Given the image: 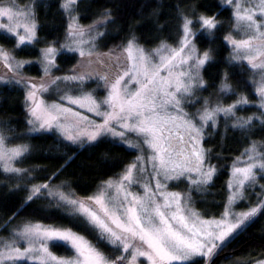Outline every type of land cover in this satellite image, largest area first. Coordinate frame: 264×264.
Returning a JSON list of instances; mask_svg holds the SVG:
<instances>
[{
    "label": "snow or ice",
    "instance_id": "6c2138e0",
    "mask_svg": "<svg viewBox=\"0 0 264 264\" xmlns=\"http://www.w3.org/2000/svg\"><path fill=\"white\" fill-rule=\"evenodd\" d=\"M222 3L233 6L235 27L243 33L239 39L232 33L224 37L232 49L230 61H245L254 77H259L254 79L262 110L258 116H236L237 108L249 103L239 94L227 106L204 98L196 112L185 110L199 99L198 91L206 87L201 70L212 59L211 50L198 53L193 44V20L187 16H182L175 47L162 42L146 52L132 37L119 53L111 50L97 54L96 41L104 35L97 25L109 22L111 14L103 13L104 19L84 28L74 14L77 0H62L60 7L69 23L67 41L60 45V51L78 53L81 60L69 74L53 76L51 69L56 67L58 50L53 46L41 49L45 74L41 81L25 78L19 71L31 61H17L0 47V84L20 85L26 90L30 131L56 130L73 143L113 137L140 153L117 179L106 181L93 196L80 199L74 194L49 191L50 185L45 183L28 189L26 198L27 202L47 195L56 199L58 206H69L70 215L91 228L119 255L110 258L71 228L29 221L13 228L9 238L0 237V264H138L139 258L147 264H192L196 257L211 260L247 222L264 212V198L244 212H233L230 207L246 199L245 190L256 184L258 171L264 172V146L255 141L233 162L229 206L220 219L205 220L192 207L191 191L206 190L216 172L209 160L210 150L202 146L205 129L209 125L215 128L221 114L234 118L232 127L250 129L254 119L264 123V0ZM5 17L8 23H0V30L15 40L16 48L37 41L36 16L31 7L21 9L15 0H0V18ZM197 22L208 36L214 34L219 23L215 16L203 15ZM4 68L11 75L5 74ZM88 80H96L97 86L105 89L102 99H97L95 90L85 91ZM58 82L74 86L78 94L64 92L50 104L38 98L39 93L53 86L59 88ZM218 91L235 93L227 74ZM85 113L101 119L97 122ZM7 131L10 129L0 125V172L26 175L28 170L15 164L29 148L23 144L10 146ZM179 180L188 183V191L168 190L169 182ZM137 188L140 191L134 190ZM50 243L69 247L73 256L54 255L49 250ZM244 264H264V258L249 259Z\"/></svg>",
    "mask_w": 264,
    "mask_h": 264
},
{
    "label": "trees",
    "instance_id": "16d2710c",
    "mask_svg": "<svg viewBox=\"0 0 264 264\" xmlns=\"http://www.w3.org/2000/svg\"><path fill=\"white\" fill-rule=\"evenodd\" d=\"M17 1L26 5L32 0ZM61 3L62 0L35 2L38 37L31 45L18 49L9 34L0 32L1 45L16 56L31 61L24 67L27 75L41 78L42 68L37 62L41 58V49L48 46L60 48L67 39L69 19L60 7ZM75 8L83 26L95 23L105 12L111 14L104 35L98 39V48L102 53L122 50V46L132 37L145 48L162 42L177 44L182 16H187L193 20L192 27L196 30L195 41L199 49L202 52L211 50L212 56L203 69L206 87L197 93L199 99L196 108L201 107L204 98L213 103L219 100L223 105H229L236 101L239 94L247 97L249 103L237 108V117H254L262 111L258 107L253 70L246 62L230 61L231 48L224 37L232 30L233 10L222 0H77ZM201 15L215 16L220 21L212 36L200 30L197 19ZM80 60L78 53L60 51L56 57L57 72L69 73ZM225 74L235 93L218 91ZM93 84L94 81L88 83L87 87L91 88ZM25 91L20 85L0 84V123L10 129L6 132L10 144H23L29 148L28 153L17 162L19 168L28 170L26 175L0 172V237L10 235L13 228L25 222H43L76 230L107 256L114 258L120 254L115 248L100 241L91 228L48 198L40 196L26 202L28 189L34 184L65 185L85 199L96 194L106 181L119 177L125 167L135 160L138 151L113 137L77 144L67 141L57 132L30 131ZM234 122L233 117L221 116L215 128L209 125L205 129L203 146L210 150L209 160L216 166V173L211 183L205 186L206 190H192L191 195L199 214L207 219L220 218L225 211L233 162L253 141L261 142L264 146V123L254 119L249 129L232 127ZM169 187L183 192L189 189L186 181L170 183ZM246 230L226 245L234 242H238V246L247 244L251 238L249 233L257 239H264L263 227L253 225ZM52 246L60 255L74 254L72 249L63 244L53 243ZM261 251L260 245L248 244L238 252L239 255H250ZM201 261L196 259L192 264H203Z\"/></svg>",
    "mask_w": 264,
    "mask_h": 264
},
{
    "label": "rangeland",
    "instance_id": "374dc122",
    "mask_svg": "<svg viewBox=\"0 0 264 264\" xmlns=\"http://www.w3.org/2000/svg\"><path fill=\"white\" fill-rule=\"evenodd\" d=\"M37 0H32L30 3H28V4H26L27 6H29V7H31L33 10H34V12H35V2H36ZM15 3H16V5L19 7V8H24L25 7V5H22V4H20L17 0H15ZM226 5H228L227 3H225ZM229 6H231L232 7V10L234 11V8H233V6L232 5H229ZM247 6H251V5H247ZM75 15H76V17L78 18V16H77V13L75 12L74 13ZM36 16V15H35ZM203 16H205V15H203ZM205 17H208V16H205ZM102 19H104V17H102V18H100L99 20H102ZM99 20H97V21H99ZM96 21V22H97ZM219 23L218 24H220V21L219 20H217ZM95 22V23H96ZM0 23H8V21H7V18L5 17V18H0ZM36 23H37V37H38V21H37V18H36ZM95 23H93V24H95ZM78 24L80 25V26H82V27H84V28H88V26H90V25H88V26H83V25H81V23L79 22V19H78ZM93 24H91V25H93ZM106 24H107V22L106 23H104L103 25H97V28H98V30L100 31V32H102V33H104L105 32V26H106ZM192 30H193V32H195L196 33V30L192 27ZM0 32L1 33H7L5 30H0ZM230 33H232V35H233V37L234 38H237V39H239V38H241L242 36H243V33L242 32H240V31H238L237 29H236V27H235V24H234V21H233V25H232V30H231V32ZM8 34V33H7ZM99 39V38H98ZM98 39H97V41H96V47H97V54H102V51L98 48ZM66 41H67V39H66ZM65 41V42H66ZM64 42V43H65ZM63 43V44H64ZM163 43H166V44H168V45H171V46H173V47H175L177 44H170V43H167V42H163ZM139 44V43H138ZM161 44V43H160ZM160 44H158L157 46H154V47H151V48H145L144 46H142L141 44H139L140 45V47H142L143 49H145V51L146 52H148V51H151V50H153V49H155V48H157V47H159L160 46ZM193 44L195 45V47H196V49H197V51H198V53H203L200 49H199V47H198V45H197V43H196V41H195V37L193 38ZM0 47H2L3 49H5L6 51H8L9 53H11V54H13L14 56H15V58H16V60L17 61H30V60H26V59H23V58H20V57H18V56H16L14 53H12L10 50H8L6 47H4L3 45H1L0 44ZM53 47H55V46H53ZM47 48V47H46ZM57 50H58V53L60 52V48L59 47H55ZM230 48H231V46H230ZM121 50H117L116 52L117 53H119ZM231 54H232V49H231ZM56 57H57V55H56ZM56 57H55V65H56V67H54V68H52L51 69V74L53 75V76H63V75H66V74H69V73H65V74H60V73H58L57 72V63H56ZM41 59V58H40ZM40 59L39 60H37V62L41 65V68H42V73H43V76L42 77H44L45 76V74H44V71H43V65H42V63L40 62ZM233 62H237V63H243V62H245V61H233ZM28 64H30V63H25L24 65H23V67L22 68H20L19 69V71L23 74V76L25 77V78H28V79H31V80H35V81H41V78H36V77H34V76H30V75H27L26 73H25V71H24V67L26 66V65H28ZM207 64V63H206ZM205 64V65H206ZM94 67H95V65H94ZM204 69V68H203ZM203 69L201 70V75H202V77H203V79H204V75H203ZM3 72L5 73V74H7V75H11L10 73H8V70H7V68H4L3 69ZM255 79L256 80H258L259 79V77L258 76H255ZM93 81H94V84L91 86V88H88L87 87V85H88V83H93ZM59 83V88H57L56 86H53L52 88H50L49 89V91H47V92H44V93H39L38 94V98H40V99H43L46 103H53V102H57L58 101V99H59V96L62 94V93H64V92H67L69 95H76V94H78V91H77V89L74 87V86H71V85H68L67 87H66V85H65V83H63V82H58ZM102 83V82H101ZM255 87H256V84H255ZM84 89H85V91H93V90H95L94 91V95L97 97V99H102L104 96H105V89L103 88V87H98L97 86V81L96 80H88V81H86V83H85V85H84ZM198 96V95H197ZM199 97V96H198ZM197 102H198V100L196 101V102H194V103H192V104H189V105H187L186 106V108H185V110L186 111H188L189 113H194V112H196L197 111ZM258 104H259V97H258ZM225 106H227V105H225ZM74 107V106H73ZM197 107V108H196ZM81 112H83L84 111V109H79ZM86 115H89L92 119H94V120H96L97 122H99L100 121V117H96V116H93L91 113H85ZM221 116H223L222 114L221 115H219L218 117H217V122H218V120H219V118L221 117ZM258 116V115H257ZM217 122H216V124H217ZM0 125H1V123H0ZM32 127V126H31ZM33 132H36V131H33ZM39 132H57V133H59V134H61L59 131H56V130H52V131H39ZM62 137L64 138V136L62 135ZM65 139V138H64ZM132 139L133 140H135V137H132ZM67 140V139H66ZM119 140V139H118ZM67 141H69V140H67ZM69 142H71V141H69ZM85 143H89V142H84V143H80V142H77V144H85ZM257 144L258 145H260V146H263V144L261 143V142H257ZM10 146H15V145H12V144H10ZM202 146H203V140H202ZM203 148H204V146H203ZM137 150V149H136ZM138 151V150H137ZM140 153H139V151H138V155H139ZM241 157V156H240ZM15 166L16 167H18L17 166V163L15 164ZM258 171V170H257ZM216 173V172H215ZM8 174H10V173H8ZM215 175V174H214ZM214 175H213V177H214ZM18 176V175H17ZM258 176H264V172H259L258 171V175H257V177ZM213 177H212V179H213ZM118 178V177H117ZM117 178H113L112 180H115V179H117ZM232 170H231V176H230V179H229V182L230 181H232ZM181 181H184V180H179V181H171V182H169L168 183V190H170V191H173V192H181V193H184L183 191H180V190H178V189H173V188H170L169 187V184L170 183H178V182H181ZM34 185H40V184H34ZM33 185V186H34ZM50 185V184H49ZM104 185V184H103ZM102 185V186H103ZM32 186V187H33ZM101 186V187H102ZM253 186H255V185H253ZM31 187V188H32ZM101 189V188H100ZM134 190H136V191H140V189H134ZM228 190H229V195H228V200H229V196H230V193H231V191H232V189H230V187H229V183H228ZM49 191H60V192H63V193H65V194H74L75 195V197H77V198H80L79 196H77L74 192H73V190L72 189H70L69 187H67V186H65V185H50V188H49ZM247 192H248V188L245 190V192H244V195H245V197H246V199H243V200H237V202L236 203H234V204H232V205H230V207H231V210L233 211V212H236V213H240V212H244L245 210H247V206H248V202L247 201H249L248 200V196H247ZM41 196H43V197H46V198H48L50 201H52V203H54V204H56V205H58V201L56 200V199H54L53 197H50V196H47V195H41ZM191 198H192V195H191ZM80 199H82V198H80ZM228 200H227V204H226V207H228L229 205H228ZM61 208H63V210H65V211H67V212H69L70 213V207L69 206H67V205H61L60 206ZM192 207L194 208V210L197 212V213H199L198 212V210L196 209V207H195V205H194V201H193V199H192ZM226 207H225V210H226ZM225 212V211H224ZM200 215V214H199ZM201 216V215H200ZM203 219H205V220H211V219H207V218H204L203 216H201ZM218 219H220V218H217L216 220H218ZM39 223H42V224H45V223H43V222H39ZM46 225H48V224H46ZM63 227V226H62ZM65 228H68V227H65ZM72 229V228H71ZM73 231H75V232H77L76 230H74V229H72ZM77 233H79V232H77ZM79 234H81V233H79ZM82 235V234H81ZM9 236L10 235H8V236H4V238L5 239H7V238H9ZM84 236V235H83ZM87 238V237H86ZM88 239V238H87ZM89 240V239H88ZM90 241V240H89ZM20 244H21V246H23V241H21L20 242ZM52 244L53 243H50V245H49V250L54 254V255H56V256H58V257H65V258H71L72 256H66V255H60V254H58V253H56V251L53 249V246H52ZM138 264H147V262L144 260V258H139V260H138Z\"/></svg>",
    "mask_w": 264,
    "mask_h": 264
},
{
    "label": "flooded vegetation",
    "instance_id": "af4514ba",
    "mask_svg": "<svg viewBox=\"0 0 264 264\" xmlns=\"http://www.w3.org/2000/svg\"><path fill=\"white\" fill-rule=\"evenodd\" d=\"M248 196V206L247 210L250 207H253L257 204V201L260 200L261 198H264V176H258L257 177V182L255 186H251L248 188L247 192ZM245 210V211H247ZM217 219V218H214ZM259 226L264 228V212L258 213L256 217H254L252 220L247 222L245 226L243 227V230L247 228L246 232L248 231L249 227L251 226ZM243 230L239 231L238 234L234 236L230 240V243L232 240H234ZM250 240L247 242V244L243 243L242 245L239 244L238 242H234L233 244H228L223 247L221 251H218V254L213 256L211 260H208V258L204 257H196L194 260L199 259L203 262V264H244L245 261H248L249 259L255 260L258 258H264L261 254H264V239L260 240L255 238L251 233H249ZM260 245L262 247V251L257 253V254H250V255H239V250L243 247H246L247 245Z\"/></svg>",
    "mask_w": 264,
    "mask_h": 264
}]
</instances>
